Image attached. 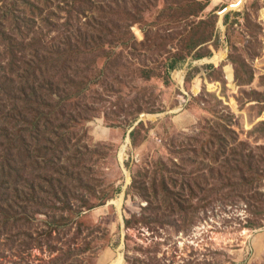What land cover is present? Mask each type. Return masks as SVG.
<instances>
[{"label": "rangeland", "instance_id": "374dc122", "mask_svg": "<svg viewBox=\"0 0 264 264\" xmlns=\"http://www.w3.org/2000/svg\"><path fill=\"white\" fill-rule=\"evenodd\" d=\"M263 1L0 0V264H264Z\"/></svg>", "mask_w": 264, "mask_h": 264}, {"label": "trees", "instance_id": "16d2710c", "mask_svg": "<svg viewBox=\"0 0 264 264\" xmlns=\"http://www.w3.org/2000/svg\"><path fill=\"white\" fill-rule=\"evenodd\" d=\"M8 118L9 117L6 116L8 122L0 128V131L4 132V142H0L2 151L4 149V155L3 153L0 154V195L4 192L2 187L6 183V180L14 178L16 180V185L13 197L10 198L11 202L13 199L17 201L19 196L18 180L20 178V169L23 168L21 166L26 167L27 165L32 164V161L35 162V159L32 146L30 145V139L27 138L29 134L21 135L20 131H18L21 126L10 124ZM36 121H33V123H37ZM28 127L29 125L27 124L26 128ZM15 141V145L12 146Z\"/></svg>", "mask_w": 264, "mask_h": 264}, {"label": "built area", "instance_id": "2783aa9c", "mask_svg": "<svg viewBox=\"0 0 264 264\" xmlns=\"http://www.w3.org/2000/svg\"><path fill=\"white\" fill-rule=\"evenodd\" d=\"M232 2H236V1H239V0H231ZM263 4H264V1H263ZM259 21H260V26H261V30H262V39H263V42H264V5L262 6L261 10H260V13H259Z\"/></svg>", "mask_w": 264, "mask_h": 264}]
</instances>
